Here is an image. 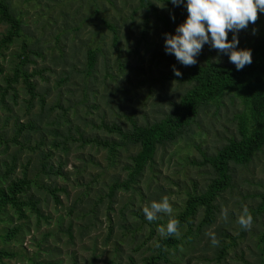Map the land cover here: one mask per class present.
Returning <instances> with one entry per match:
<instances>
[{"label": "rangeland", "instance_id": "rangeland-1", "mask_svg": "<svg viewBox=\"0 0 264 264\" xmlns=\"http://www.w3.org/2000/svg\"><path fill=\"white\" fill-rule=\"evenodd\" d=\"M6 1L24 31L9 50L0 52V190L27 173L34 181L30 194L41 201L43 217L28 208L29 218L20 220L11 207L1 206L0 198V251L16 255L0 264H129L131 257L143 264L161 236L158 228L176 219L189 195L205 192L215 177L204 164L205 156L240 138L239 118L249 113L245 103L230 95L202 112L187 135L159 149L133 190L112 199L110 186L127 178L125 168L138 149L122 151L113 165L109 152L93 142L119 139L104 123L131 129L162 120L191 88L165 79L173 67H192L180 64L164 48L165 34H175L187 18L186 8L170 0H148L165 17L158 21L142 0ZM6 31L0 24V43ZM262 33L264 13L258 11L257 21L238 33V47L251 49ZM25 42L33 52L24 70L36 75L32 82L45 99L42 107L38 96L30 111L31 96L23 80L16 90H7L6 83L20 65ZM98 49L97 69L89 75L88 53ZM209 62L235 66L227 55L205 45L197 64ZM43 110L49 119L39 122ZM34 122L38 130L19 133L20 125ZM51 166L62 175L51 173ZM232 174L233 187L217 201V222L199 233L200 214L193 227L181 228L179 252L171 251L169 264H260L264 214L256 209L264 192V149L246 166L232 164ZM165 196L173 207L171 217L160 214L147 221L143 208ZM245 207L253 217L248 230L238 223ZM16 228L21 229L17 238L7 242L6 235ZM210 233L219 240L215 246ZM224 247L227 252L220 259Z\"/></svg>", "mask_w": 264, "mask_h": 264}, {"label": "trees", "instance_id": "trees-1", "mask_svg": "<svg viewBox=\"0 0 264 264\" xmlns=\"http://www.w3.org/2000/svg\"><path fill=\"white\" fill-rule=\"evenodd\" d=\"M142 3L148 9L149 15L155 16L158 21H165V17L160 16L157 7L150 1L142 0ZM148 20H150L149 16ZM0 24L7 27L4 39L0 43L1 52L9 50L23 37L24 31L23 22L15 16L6 0H0ZM115 41L118 42V36L115 37ZM250 47L252 63L246 65L241 71H237L235 66L209 62L206 65L196 64L189 69L179 70L182 73L180 77L175 76L173 71L167 75L166 80L189 84L191 88L186 91L179 102L173 104V110L166 114L162 120L147 126L134 124L131 129H125L118 124L104 123L102 125L105 130L117 135L119 139H96L93 143L109 152V159L113 165L122 151H130L131 148L138 149V152L131 156V164L125 168L128 172L127 178L124 181L117 180L110 186L109 195L112 199L121 191L133 190L144 177L147 168L155 163L159 149L167 147L187 135L202 112L218 105L226 96L234 95L243 100L249 112L239 118L240 138L232 139L216 155L205 156L204 164L211 166L215 177L205 192L189 195L184 211L176 218L179 221L180 230L185 225L193 227L198 216L203 214L198 226L199 233L217 222L219 210L217 201L233 187L232 164L246 166L264 149V33L259 39L252 42ZM23 49L20 65L16 69L15 75L7 78L6 83L7 90H16L14 86L23 80L31 96L30 101L27 102L30 111L35 107L34 101L40 95L37 93V84L32 82L36 75L24 70L33 51L27 42L24 43ZM100 50H91L88 53L87 74L89 75L97 69ZM2 96L4 98V94ZM15 97H17L16 94ZM40 102L44 107L45 99L41 97ZM2 103L5 106V99H2ZM7 109L11 111V109ZM43 111L38 117L39 122L49 119V116H46V111ZM23 129L34 132L38 130V125L35 122L26 127L20 125L19 133ZM54 133L58 135V131ZM46 157L50 156L46 155ZM15 166L16 162L9 167L10 173L15 170ZM43 166V170H46L47 165L44 163ZM55 170V167L51 166V173L62 175L61 170L57 172ZM33 185L34 181L29 179L27 173L23 178L9 181L7 186L0 190L1 206L11 207L20 220L29 218L26 213L28 208L41 219L43 217L40 209L41 201L35 195L30 194ZM54 197L57 204H61L60 198ZM260 197L261 203L256 209V213L264 214V192ZM20 230V228L12 230L6 235L5 240L7 242L14 241ZM154 236L153 231L150 239H153ZM180 244L181 241L176 235L159 236L155 240L154 246L150 248V254L144 258L143 264H169L171 251L179 252ZM260 245L262 256L260 264H264V233L260 237ZM226 252L227 247L220 249L219 258L222 259ZM15 256L12 253L0 251V262L4 258L13 259ZM129 264L137 263L131 257Z\"/></svg>", "mask_w": 264, "mask_h": 264}, {"label": "clouds", "instance_id": "clouds-1", "mask_svg": "<svg viewBox=\"0 0 264 264\" xmlns=\"http://www.w3.org/2000/svg\"><path fill=\"white\" fill-rule=\"evenodd\" d=\"M175 6L187 10L186 20L177 26L175 34H165L164 48L166 54L174 55L185 67L197 64V57L203 47L208 45L218 54L227 55L237 71L252 63L251 49L239 48L238 33L247 29L250 23L258 19V11L264 13V0H170ZM232 39L229 40V33ZM174 75L182 73L173 67ZM145 219L152 222L160 216L173 213L172 204L167 196L160 201H153L143 208ZM227 218V211L224 212ZM240 226L248 230L253 224V217L245 207L238 219ZM161 236L179 235V221L170 219L166 227H159ZM211 243L215 246L219 240L210 233Z\"/></svg>", "mask_w": 264, "mask_h": 264}]
</instances>
